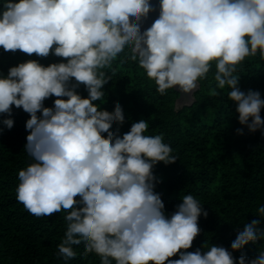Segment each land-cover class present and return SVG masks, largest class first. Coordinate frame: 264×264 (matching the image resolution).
Here are the masks:
<instances>
[{"label": "clouds", "instance_id": "obj_1", "mask_svg": "<svg viewBox=\"0 0 264 264\" xmlns=\"http://www.w3.org/2000/svg\"><path fill=\"white\" fill-rule=\"evenodd\" d=\"M159 7L158 18L142 32V21L155 10L150 0H4V52L66 61L44 66L30 59L10 67L6 76L0 73V114L12 117L15 106L30 117L24 149L35 162L18 172L17 200L36 217L67 212L57 246L66 261L77 256L73 246L83 243L84 254L95 253L100 264H264V252L237 260L216 245L181 251L192 248L201 231L198 219L208 212L189 194L170 218L165 215L153 168L178 157L163 133L144 135L149 125L143 119L122 137L119 127L112 131L125 123L119 103L111 112L93 103L104 96L112 80L105 70L121 53L138 62L160 95L178 86L189 99L215 62L211 94L230 89L239 123L264 135V99L258 90L242 91L235 75L246 58L259 53L264 60V0H160ZM81 85L87 98L77 92ZM52 96L54 106L45 107ZM0 123L11 130L14 119ZM257 214L264 218V205ZM260 223L245 224L231 249L264 240ZM177 254L179 259H169Z\"/></svg>", "mask_w": 264, "mask_h": 264}, {"label": "trees", "instance_id": "obj_2", "mask_svg": "<svg viewBox=\"0 0 264 264\" xmlns=\"http://www.w3.org/2000/svg\"><path fill=\"white\" fill-rule=\"evenodd\" d=\"M3 2L0 0V12ZM128 51L126 47L125 52ZM30 59L44 66L66 62L51 54L47 58L35 54L29 57L19 51L6 53L0 48V73L6 76L10 67ZM105 71L112 80L103 87L101 101L93 103L100 106L98 110L109 112L119 103L125 115V123L114 124L111 130L119 127L122 137L132 123L143 119L149 125L144 135L163 133V142L178 157L175 163L159 162L153 168L154 191L161 194L165 215L170 218L182 203V197L189 194L208 212L206 218L201 215L198 219L201 231L192 248L181 251L201 249L203 252L216 245L233 252L237 260L241 254L253 259L264 252V240L249 243L242 250L231 249V243L245 224L260 219L259 227L264 228V218L257 214V208L264 205V135L261 130L251 133L239 123L237 105L227 95L230 89L218 90L219 96L211 94V89L216 87L215 62L207 78L199 80L194 101L179 109L175 108L177 91L169 89L166 95H160L155 82L146 76L138 62L125 59L123 53ZM235 75L242 91L258 90L264 99V60L259 53L246 58ZM77 92L82 98L88 96L83 85ZM55 99V96L46 99L44 106L53 107ZM260 115L264 119V108ZM6 118L14 119V126L8 130L0 123L3 129L0 132V264H100L95 253L84 254L83 243L73 246L77 253L74 259L66 261L58 257L57 246L67 229L64 219L67 212L36 217L18 202V172L35 162L24 149L29 134L25 124L30 117L13 106L12 117L0 114V121ZM241 128L243 134H238L237 129ZM169 259H179V254Z\"/></svg>", "mask_w": 264, "mask_h": 264}, {"label": "water", "instance_id": "obj_3", "mask_svg": "<svg viewBox=\"0 0 264 264\" xmlns=\"http://www.w3.org/2000/svg\"><path fill=\"white\" fill-rule=\"evenodd\" d=\"M150 4L152 5L153 9H155V10L151 11L149 13V16L142 21V23H141V31L142 32L144 30H146L147 28H149L152 25V23L155 21V19H157L159 16L160 0H150ZM198 88H199V83H198ZM173 89L175 91H177V93H178V97L175 100V108H176L177 103H182L181 107H183L185 105H190L194 101V96H193L194 92L192 93L191 99H189L187 96L180 94L178 92V86L176 88H173Z\"/></svg>", "mask_w": 264, "mask_h": 264}]
</instances>
